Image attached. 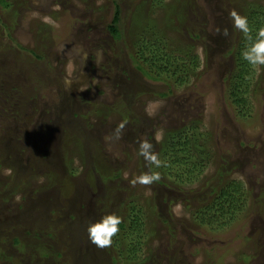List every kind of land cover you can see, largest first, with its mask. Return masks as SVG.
Masks as SVG:
<instances>
[{"label": "rangeland", "instance_id": "rangeland-1", "mask_svg": "<svg viewBox=\"0 0 264 264\" xmlns=\"http://www.w3.org/2000/svg\"><path fill=\"white\" fill-rule=\"evenodd\" d=\"M5 1L0 264H125L91 244L85 229L104 214L121 215L129 202L142 208L150 232L131 264H264V66L258 75L248 67L244 107L227 97L239 71L234 53L245 43L229 13L246 16L254 38L264 27V0ZM135 19L167 34L159 42L166 53L188 47L197 57L185 85L138 69L131 43L157 39L133 33ZM121 122L120 139L106 142ZM176 129L198 138L189 163L196 178L179 184L160 174L150 185L130 183L157 172L137 154L138 142L159 154V141ZM232 181L243 189L240 210L224 216L223 227L195 223L199 195L209 202ZM208 189L217 190L200 191Z\"/></svg>", "mask_w": 264, "mask_h": 264}, {"label": "trees", "instance_id": "trees-1", "mask_svg": "<svg viewBox=\"0 0 264 264\" xmlns=\"http://www.w3.org/2000/svg\"><path fill=\"white\" fill-rule=\"evenodd\" d=\"M0 3L5 4L6 1L0 0ZM119 20V6L115 5V12L109 24V30L113 36H116L118 33L117 25ZM132 22V32L137 28L135 31L141 30V32L151 33L153 40L157 39L155 42H149L148 40L135 42L133 40V43H131L133 47H137L136 50L140 61L138 69L157 81L167 82L172 80L178 87L185 85L186 76L193 73L198 64L197 57L192 55V53L190 54L188 47L179 48L177 46L172 49V52L166 53L165 48L160 47L159 44L161 41L162 46L166 44L168 40L166 39V33H161L159 31L160 28L158 29L155 23L148 22L145 25H140L139 20L136 21V19ZM250 33L252 32L250 31ZM245 43L248 44L249 41L245 39ZM245 43L241 41V47L234 53L237 58L239 71L235 77H232V81L234 78L235 81H233V86L229 89L227 95L236 106L240 107L245 106L243 86L246 82L244 78L249 74L248 67L250 66L241 56L242 50L246 47ZM33 56L36 57L34 54ZM182 130L168 131L158 143L160 146L158 155L161 156L160 160L163 163L159 168L155 169L161 175L167 177L170 183L181 184L182 182H189L196 178V174L193 171L196 166L189 165V163L193 160V152L198 150L199 145L194 143L198 138L195 133L183 134ZM198 136L200 137L201 135ZM236 184L239 185V183L232 181V184L225 189H219L209 202H206V193H201L197 199L201 206H196V210L193 211L194 215L197 216L194 222L204 227H212L214 225L223 227L225 225L223 222L224 216H230L231 218L233 211L238 208L240 210L239 202L242 198L243 189L240 187L241 185L238 186ZM230 188L232 190L227 191ZM214 190L217 189L200 191L211 195L214 193ZM140 213H142V208H139L137 204H132V202L124 206V209L120 212L121 215L119 216L122 218V222L119 225V232L112 237L113 242L111 246L106 248L113 262L114 260H121L125 264L134 263L133 258H136L137 252L146 243L145 241L150 232L143 227L144 220L141 217L144 214L141 216Z\"/></svg>", "mask_w": 264, "mask_h": 264}, {"label": "clouds", "instance_id": "clouds-1", "mask_svg": "<svg viewBox=\"0 0 264 264\" xmlns=\"http://www.w3.org/2000/svg\"><path fill=\"white\" fill-rule=\"evenodd\" d=\"M231 19V25L236 30L241 32L245 39L249 41L246 47L242 50V58L253 67L255 73L258 75L261 66H264V27H260L256 30L255 37L250 35V27L248 18L246 16L240 15L235 10L229 13ZM46 22H50V17H44ZM216 31L223 36H228V29L216 28ZM70 80H66L65 84H70ZM87 89V86L82 87V91ZM152 113L149 111V115ZM125 127V123H119L113 130L112 135H106L104 137L105 141L119 140L121 132ZM162 130L158 131L156 138H162ZM137 154L144 159L146 164L153 165L159 168L163 163L159 158L158 154L153 151V144L148 140H140L138 142ZM10 172L11 170H7ZM160 179V173L155 171L145 172L136 176L130 181L133 185L139 183L143 185H150L155 181ZM122 222V218L115 213H108L100 216L98 220L91 221L86 226V235L88 241L98 248H107L112 244V237H114L119 232V225Z\"/></svg>", "mask_w": 264, "mask_h": 264}]
</instances>
